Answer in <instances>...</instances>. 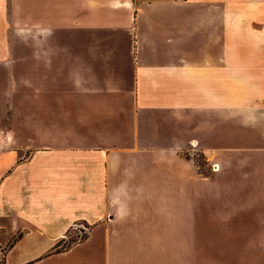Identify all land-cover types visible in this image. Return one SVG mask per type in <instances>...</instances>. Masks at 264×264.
I'll return each mask as SVG.
<instances>
[{
	"label": "crops",
	"instance_id": "obj_1",
	"mask_svg": "<svg viewBox=\"0 0 264 264\" xmlns=\"http://www.w3.org/2000/svg\"><path fill=\"white\" fill-rule=\"evenodd\" d=\"M0 264H264V0H0Z\"/></svg>",
	"mask_w": 264,
	"mask_h": 264
},
{
	"label": "rangeland",
	"instance_id": "obj_2",
	"mask_svg": "<svg viewBox=\"0 0 264 264\" xmlns=\"http://www.w3.org/2000/svg\"><path fill=\"white\" fill-rule=\"evenodd\" d=\"M194 156L196 158L197 163H207V161L204 159L203 155H201L199 151H195ZM75 228H78V226H76ZM84 235L85 233L79 232L78 229H74L73 232L68 235L67 239L61 243L60 248L67 247L69 244H72L78 239L84 237Z\"/></svg>",
	"mask_w": 264,
	"mask_h": 264
},
{
	"label": "trees",
	"instance_id": "obj_3",
	"mask_svg": "<svg viewBox=\"0 0 264 264\" xmlns=\"http://www.w3.org/2000/svg\"><path fill=\"white\" fill-rule=\"evenodd\" d=\"M200 166H203L204 165V163H198ZM68 246H71V244H69ZM67 246V247H68Z\"/></svg>",
	"mask_w": 264,
	"mask_h": 264
}]
</instances>
